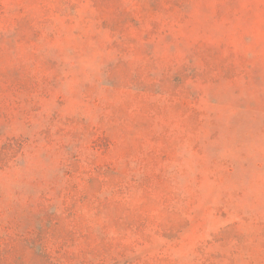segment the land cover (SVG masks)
I'll return each instance as SVG.
<instances>
[{
    "label": "rangeland",
    "instance_id": "rangeland-1",
    "mask_svg": "<svg viewBox=\"0 0 264 264\" xmlns=\"http://www.w3.org/2000/svg\"><path fill=\"white\" fill-rule=\"evenodd\" d=\"M177 2L0 0V30L10 35L0 76L38 90L31 105L30 88L7 96L28 119L0 105L9 114L0 118L9 160L0 154V246H15L12 263L264 264V0ZM199 40L213 46L221 73L189 86L201 94L193 134L191 118L166 102L173 87L163 74L171 60H196ZM228 46L251 66L235 87L221 71ZM157 107L166 116L147 124ZM80 119L109 130L97 158Z\"/></svg>",
    "mask_w": 264,
    "mask_h": 264
},
{
    "label": "trees",
    "instance_id": "trees-1",
    "mask_svg": "<svg viewBox=\"0 0 264 264\" xmlns=\"http://www.w3.org/2000/svg\"><path fill=\"white\" fill-rule=\"evenodd\" d=\"M185 1L186 0H178V2L175 4V7L181 6L182 4H184ZM103 22L106 23V21H103ZM122 23H123V20L116 21V23L111 27V29H113L112 31H115ZM29 30H30V33L32 32L30 38L32 37V39H35L37 37L38 30L35 27H30ZM9 36L10 35L8 33H6L3 30H0V51L4 47V44L7 42ZM30 38H29V41H30ZM20 40L21 39H19V41ZM119 42L120 43L122 42V38L119 40ZM221 47L224 48L223 46ZM227 48H228V52H227L228 54L223 59V66L221 68L222 69L221 71H225L224 75L228 77L226 78L227 81H229V83L233 87H235L237 86L236 85L237 82L234 78L238 77L243 83H245L247 80L246 74L247 72L250 71L251 66L249 64H246L243 54H234L229 46ZM212 50H213L212 45L210 46L208 44H205L202 40H199L197 44L194 46V56L196 57V60L193 59L192 62L191 60H188L187 63L184 58L182 59V61L181 60H178V61L171 60L169 64L165 67V73L163 74V80L167 82L168 85L173 87L172 91L166 92L167 94H165L166 102L169 104V106H171L174 110H176V112H179L181 114H187L191 118L192 127L190 130L193 134H196L199 128V117L201 115L200 112L202 111H200V107H198L197 103H198V99L201 96V94L191 93L189 86L190 84L192 85L196 84L195 81L197 80L196 78H198V76L201 78L203 83L211 84L215 80V78H217L219 74L221 73V72L220 73L213 72L212 70V66L210 63L211 57L213 56V54L211 53ZM189 65L193 68L191 73L188 72ZM146 71L148 72V68L146 69ZM11 74L10 75L12 77V80L10 81L6 80L3 76H0V105L5 107V106H12L13 104L14 108L20 114L24 115V117L28 119L29 115H28V112L26 111L27 109L24 110V107L22 106V104L16 101L15 99L8 101L7 96L11 92L18 94L24 91V89L30 88L31 98L27 99L26 103L31 105L34 102H36L35 96L38 94V90H36V86L35 87L33 86L30 79L20 80L17 76H14L12 72ZM153 83L157 84L156 78H153ZM152 85L153 84L151 83L150 84L147 83L148 87ZM116 87L117 86H113L111 87L110 90L113 92L114 90H117ZM55 98L58 102H64V98L60 95L55 96ZM158 102L159 100H156V103H154L155 106H157L156 104ZM92 103L95 106H99L100 100L98 98H94L92 100ZM28 111L31 113L30 110ZM166 114L167 113L161 112L159 107H157L156 110L152 109L149 115L146 117V123L149 124L148 121L154 117L164 118ZM8 116H9L8 112L0 107V118L7 120ZM55 118L60 122V118L58 116L55 115ZM70 120L71 119L69 118L65 119L63 121V122H66L64 125H66L69 122H72ZM79 123L81 124L82 127L89 130L91 134V140L86 149L89 152L91 157L94 156L95 158H97L98 153H99L97 151L99 150L98 142L103 141L105 144L108 143L107 140L110 137L109 130L107 128H104L103 130L99 129L96 126L90 125L83 119H80ZM161 124H162L161 126H162L163 132H166L167 122L162 121ZM61 130H64V129H61ZM6 139L7 141L8 140L14 141L13 139L10 140L7 137ZM9 141L7 144L10 143ZM0 154L6 155V157L2 160V163L7 164L9 160L7 158L8 156L7 152L5 151L4 148H0ZM82 159L83 157H82L80 148H75L74 154L72 156V160L75 163H78L82 161ZM158 159H159L158 162L163 164V162H165L166 160V156L164 154H160L158 156ZM166 166L167 165H164V164L161 165V167L159 168L160 174H162L164 171L166 172ZM62 167L64 170V175L69 177L70 174L72 173L69 166H67L66 164L62 162ZM92 169L101 170L102 172L111 170V168L106 165H103L100 168L94 165ZM224 172L226 174H230L231 170L224 166ZM29 237H32V236H29ZM33 242L35 243L37 241L33 239ZM37 244L41 248L42 253L44 255L45 254L48 255L46 252L45 242L44 241L42 242V240H40L37 242ZM10 254L18 257V260H20V257L16 253L15 246H13L11 243H8V242L3 243L0 246V264H14L9 259ZM216 256H219V254ZM52 259L53 257L51 256L50 260Z\"/></svg>",
    "mask_w": 264,
    "mask_h": 264
}]
</instances>
